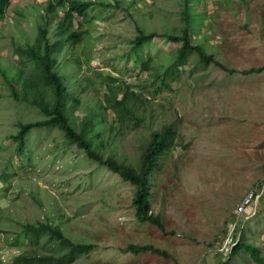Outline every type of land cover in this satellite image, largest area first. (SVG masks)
<instances>
[{
	"label": "rangeland",
	"instance_id": "374dc122",
	"mask_svg": "<svg viewBox=\"0 0 264 264\" xmlns=\"http://www.w3.org/2000/svg\"><path fill=\"white\" fill-rule=\"evenodd\" d=\"M85 1L91 2L85 15L73 18L82 40L64 42L53 53L70 91L69 120L79 129L91 117V147L103 159L133 166L151 133L172 123L173 142L150 176V212L162 228L137 219L134 184L68 142L59 128L32 127L17 151L12 134L19 123L44 115L31 92L24 97L23 79L34 62L15 47L33 42L47 0H11L0 16V264H11L32 245L21 224L35 220L96 244L70 264H219L228 252L220 250L223 239L231 230L236 239L241 226L264 261V68L242 73L213 62L196 66L193 52L175 79L161 83L155 74L171 61L175 43L155 37L138 58L131 47L135 25L144 32H180L187 2L194 43L228 68L264 65V0ZM55 19L48 26L51 41L60 38ZM39 86L51 99L50 88ZM126 86L134 92V116L120 120L109 98ZM250 189V211L238 216L236 207ZM129 242L151 243L167 255L123 251ZM227 264L260 263L242 248Z\"/></svg>",
	"mask_w": 264,
	"mask_h": 264
},
{
	"label": "trees",
	"instance_id": "16d2710c",
	"mask_svg": "<svg viewBox=\"0 0 264 264\" xmlns=\"http://www.w3.org/2000/svg\"><path fill=\"white\" fill-rule=\"evenodd\" d=\"M10 3L11 0H0V16L4 14ZM186 3L183 10L185 14L183 17L184 24L180 32H144L141 27L135 25L136 33L131 39V47L137 58L139 57L138 50L155 37L165 38L176 45L175 54L169 64L166 65L161 73L157 72L155 74V77L160 78L161 83H166L164 81L166 77L175 79L178 76L180 67L188 62L193 52L197 54L196 66L205 67L213 62L227 71H239L242 73L258 72L264 68V65L251 66L241 70L228 68L222 62L215 59L213 54L206 52L200 43H194L192 41V31L189 25L188 6ZM90 5L91 2L85 0H47L45 18L37 25V34L33 42L26 46L17 45L15 47V52L18 55L25 56V58L34 62V69L23 79L24 97H26V92H31V101L40 109L44 118L19 123V128L15 134H12V138L16 143L17 151L20 152L26 142L25 136L32 127L55 126L59 128L68 142L76 143L78 146L83 147L90 157L103 161L109 168L117 172L122 180L134 184L136 189L132 197V204L134 205L137 219L149 221L162 228L159 217L150 212V176L158 165L160 154L173 142L175 130L172 123L165 124L159 130L151 133L150 138L143 147L138 166H133L116 161L112 157L103 159L91 147V140L86 134L89 130L88 124L91 123V117L84 118L81 121L79 129H75L67 114L66 99L70 91L63 80V76L54 68L56 57L53 53L60 51L64 42L74 44L82 40L83 30L74 27L73 18L75 14L84 16ZM59 8L63 10V13L58 16L57 11ZM53 19H55L54 33L60 38L51 41L48 35V26ZM148 63V60H141V66L144 68L149 66ZM40 82L50 88L52 93L51 99L46 97L44 88L39 86ZM11 89L16 94L12 85ZM133 95V90L128 89V86L122 90V94L119 97L112 91L109 103L120 120L134 116V110L129 105V101ZM21 231L25 240L32 245L28 249L22 250L12 256L11 264H70L80 255L90 252L96 245L93 242L72 240L63 233L58 224H54L49 220L24 222L21 224ZM242 248H245L249 252L253 260L264 264L262 257L259 255L258 247L245 241L242 226L237 238L230 245L225 258L219 264H227V261ZM121 249L133 253L151 251L160 255H167L166 250L151 243L140 244L129 242L124 247H121Z\"/></svg>",
	"mask_w": 264,
	"mask_h": 264
},
{
	"label": "built area",
	"instance_id": "2783aa9c",
	"mask_svg": "<svg viewBox=\"0 0 264 264\" xmlns=\"http://www.w3.org/2000/svg\"><path fill=\"white\" fill-rule=\"evenodd\" d=\"M253 196H254L253 189H250L248 192L244 194V196L242 197V199L240 200V202L238 203L236 207V213L238 214V216L240 215V213H247L250 211L249 207L252 203ZM236 221H237V218L233 222V227L237 223ZM233 237H234V234L232 233V230H231V232L226 236V238L223 239L221 246H220V250H227V249L229 250L230 245L233 242Z\"/></svg>",
	"mask_w": 264,
	"mask_h": 264
}]
</instances>
